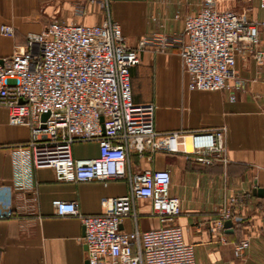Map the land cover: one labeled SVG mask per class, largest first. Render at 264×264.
Segmentation results:
<instances>
[{
	"label": "built area",
	"instance_id": "obj_1",
	"mask_svg": "<svg viewBox=\"0 0 264 264\" xmlns=\"http://www.w3.org/2000/svg\"><path fill=\"white\" fill-rule=\"evenodd\" d=\"M244 1L246 6L237 12L219 8L216 0H203L197 13L185 15L177 46L189 90L240 89L241 82L230 84L236 78V56L249 53L255 63L264 62L260 47L264 0H257L262 18L254 16L253 0ZM103 4L107 7L106 0ZM77 11L82 13V8ZM0 33L11 36L14 28L1 24ZM158 42L157 50L167 49L168 35H158ZM147 44L143 37L136 48L129 46L120 25L107 15L92 25L52 21L28 33L24 45L16 46L10 56L0 58V107L8 110L10 123L30 129L26 143L12 146L16 179L12 194L29 193L36 200L28 174L43 167L51 168L56 180L63 182L128 183L127 194L101 200L99 214L81 213L76 201L52 202L57 215L80 219L86 264H196L194 246L185 242L177 224L180 199L170 194L169 171L136 170L129 159L134 154L150 163L166 152L205 166L229 162L224 125L157 132L155 104L133 101L130 68L139 63V52ZM92 141L98 146L96 156H74L75 143ZM244 197L245 193H235L224 199L212 231L226 229L224 222L232 220ZM137 199L149 201L160 227L120 228L124 218L135 216ZM249 245V235L240 238L234 257H243Z\"/></svg>",
	"mask_w": 264,
	"mask_h": 264
},
{
	"label": "crops",
	"instance_id": "obj_2",
	"mask_svg": "<svg viewBox=\"0 0 264 264\" xmlns=\"http://www.w3.org/2000/svg\"><path fill=\"white\" fill-rule=\"evenodd\" d=\"M202 1L106 0L105 7V0H0V25L14 28L11 36L0 33V58L10 56L16 46L24 45L28 33L38 32L52 21L92 25L109 15L120 25L129 46L136 48L147 37L139 63L130 68L133 101L155 104L157 132L224 125L229 162L205 167L182 154L160 152L150 163L132 154V168L169 171L170 194L180 199L177 224L185 242L194 246L196 264H264V62L255 63L249 53L236 56V78L230 84L241 82L240 89L189 90L177 45L185 15L197 13ZM216 1L219 8H225L224 0ZM251 6L254 16L262 18L257 0ZM160 34L169 37L163 51L157 50ZM260 47L264 50V27L260 28ZM29 138V127L10 123L8 110L0 107V264H86L80 219L57 215L52 202L76 201L81 213L95 215L102 212L103 198L127 194L128 183L121 179L107 184L63 182L56 180L51 168L43 167L30 169L28 174L36 200L29 193L12 194L16 182L12 146ZM77 143L73 145L75 157L98 154L96 142H82L90 144L84 154L77 152ZM257 189H261L260 196L253 192ZM235 193H245V197L234 208L232 227L212 231L220 205ZM134 211L135 216L122 220V230L161 226L151 214L148 200L137 199ZM246 235L250 245L243 257L235 258L234 244Z\"/></svg>",
	"mask_w": 264,
	"mask_h": 264
},
{
	"label": "rangeland",
	"instance_id": "obj_3",
	"mask_svg": "<svg viewBox=\"0 0 264 264\" xmlns=\"http://www.w3.org/2000/svg\"><path fill=\"white\" fill-rule=\"evenodd\" d=\"M224 2H225L224 5L225 8H232L237 12L242 11L243 6H246V4L243 3L242 0H224ZM75 148H77V152L79 154H84L90 149V144L78 142Z\"/></svg>",
	"mask_w": 264,
	"mask_h": 264
},
{
	"label": "water",
	"instance_id": "obj_4",
	"mask_svg": "<svg viewBox=\"0 0 264 264\" xmlns=\"http://www.w3.org/2000/svg\"><path fill=\"white\" fill-rule=\"evenodd\" d=\"M47 115L46 114H44L43 115V118H45ZM253 192L254 193H257L259 196L261 195L260 193H261V189H257V191L256 190H253ZM224 226H225V228H231L232 227V220H226L225 222H224Z\"/></svg>",
	"mask_w": 264,
	"mask_h": 264
},
{
	"label": "trees",
	"instance_id": "obj_5",
	"mask_svg": "<svg viewBox=\"0 0 264 264\" xmlns=\"http://www.w3.org/2000/svg\"><path fill=\"white\" fill-rule=\"evenodd\" d=\"M203 166H205V165H203ZM205 167H207V166H205Z\"/></svg>",
	"mask_w": 264,
	"mask_h": 264
}]
</instances>
